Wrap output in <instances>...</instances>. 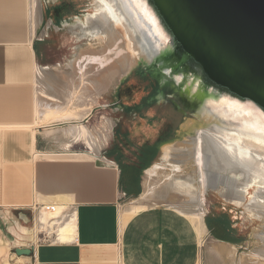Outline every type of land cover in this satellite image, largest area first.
<instances>
[{"label":"bare ground","instance_id":"6f19581e","mask_svg":"<svg viewBox=\"0 0 264 264\" xmlns=\"http://www.w3.org/2000/svg\"><path fill=\"white\" fill-rule=\"evenodd\" d=\"M48 2L57 4L62 0ZM91 5L83 20L75 18L72 23L62 22V26L72 39L80 42L91 38L97 42V48L90 44L78 47L65 69L33 65L37 116L43 115L50 122L74 120L66 126L44 130L41 137L58 148L61 146L72 158L101 157L115 122L102 117V125L91 128L84 121L111 87H118L134 70L143 68L158 85L149 104L178 101L190 116L183 119L176 137L160 146L158 162L143 171L140 194L119 205L120 232L137 209L159 208L164 204L190 220L200 244L206 239L215 260L227 264H264L263 117L222 97L208 95L201 99L196 86L189 88L180 77H171L158 59L165 51L160 46L161 40H155L145 21L152 23L153 32L161 39L160 34L150 18L140 17L135 3L92 0ZM42 6V0H28V47L37 34L43 38L47 33L41 29ZM51 23L48 20L46 27ZM53 27L56 31L60 28ZM76 146L83 151H72ZM208 192L220 193L231 206L242 208L261 223L253 232L258 241L255 249L236 256L234 246L209 236L205 225ZM45 206L49 210L41 209L35 217V233L46 234L56 244L72 243L75 240L72 209L57 198ZM1 262L7 264L6 255Z\"/></svg>","mask_w":264,"mask_h":264},{"label":"crops","instance_id":"0c3cea01","mask_svg":"<svg viewBox=\"0 0 264 264\" xmlns=\"http://www.w3.org/2000/svg\"><path fill=\"white\" fill-rule=\"evenodd\" d=\"M47 4L43 2L42 23L49 20L53 26H62L66 21L61 18L60 3ZM27 6L28 0H0V133L6 137L0 140V245L24 248L35 243V260L23 257L26 264H198L203 243L214 259L206 239L200 244L190 220L170 208L141 209L120 232V202L133 196L127 194L131 189L128 178L120 182L117 162L102 155L94 160L76 159L63 149H47L41 134L49 126L37 124L32 69L34 63L47 66L37 60L49 43L34 37L28 47ZM25 138L38 151L35 159L43 157L33 164L28 149L20 151L13 145ZM53 198L67 203L75 214L72 243L56 244L46 234L35 233L36 216L28 207L36 200L50 204ZM223 214L207 216L213 225L214 218ZM224 216L235 244L215 239L206 226L208 234L234 246L238 256L251 238L237 236L236 226ZM5 255L0 246V264Z\"/></svg>","mask_w":264,"mask_h":264},{"label":"water","instance_id":"95a60500","mask_svg":"<svg viewBox=\"0 0 264 264\" xmlns=\"http://www.w3.org/2000/svg\"><path fill=\"white\" fill-rule=\"evenodd\" d=\"M130 1L155 24L161 39L145 21L161 40L158 59L171 77L196 86L201 99L222 97L264 119V0ZM14 253L32 255L27 248Z\"/></svg>","mask_w":264,"mask_h":264},{"label":"rangeland","instance_id":"374dc122","mask_svg":"<svg viewBox=\"0 0 264 264\" xmlns=\"http://www.w3.org/2000/svg\"><path fill=\"white\" fill-rule=\"evenodd\" d=\"M42 1L44 2V5L46 4V6H48V0ZM91 2L92 0H62V2H59L62 20H65L69 23H72L75 18L83 20L86 13L90 12L91 10ZM58 4L55 5L57 6ZM47 23L48 20L45 21L41 27L42 30L45 29L47 32L45 37L40 38L39 34L36 36V38L45 39L49 43L48 47H46L44 50L42 57L38 58L37 60L39 65L44 64L50 67L65 69L68 61L76 54L78 47L86 48L90 44L94 48H97V42L95 43V41H93L91 38H87L88 40L85 39L86 41L82 40L80 42L72 39L70 34L67 32L68 30L63 26H60L59 30L56 31L53 25H50L47 31ZM29 35L30 28L28 36ZM131 74L132 75H130L118 87H111L109 91L99 100V104L93 107L91 114L84 121L91 128H99L103 123V118H109L115 122V127L118 126L117 134H115L114 127L109 134L108 142L105 148H103L101 151V155L104 156L106 152L115 153V149L117 148L119 155L116 157H118V160L120 161L119 164L117 162L118 166H120V164L126 165L137 163L140 147L144 143L152 144L158 137H160V140L163 142L172 141L176 137V132L183 119L187 116H190V113L187 110H184L178 101L175 102L173 100H168L166 102H161V104L160 102H153V104H149L150 97L153 96L158 89L157 83H154V81L141 67L134 70ZM127 106H133L136 108L126 111L125 107ZM72 107L74 108V106ZM36 117H38L37 124L39 126H49L44 128L45 130L57 127H53L52 125L55 124V122L47 121L43 115L39 114L37 116L36 114ZM56 123H60L57 124L59 126H66L70 123H74V120ZM124 134L126 135L124 136ZM2 136L3 134L0 133L1 141L6 139V137L3 138ZM45 143L47 144L46 141ZM13 145H15L20 151L21 147H23V150L28 149L32 158V164L33 161L43 158L37 157L35 159V154H37L38 151L36 150L35 146L33 147L30 142H27L26 138L25 140L19 139L18 142H13ZM41 146L42 144H40V147ZM47 149L50 151H61V146L58 148V145L48 143ZM72 151H83V149L81 146H76ZM13 152H17V150L13 148ZM160 155L161 151L159 147L157 157L153 164L158 162ZM250 192H252L251 189ZM221 197L222 195L218 192L207 193L206 208L208 214H227L231 222H233L236 226L235 228L237 236H244L246 234L250 236L249 238H251L248 245L243 246L242 249H239L238 253H249L251 250L257 247L258 241L254 238L253 232L254 228H257L259 225H261V223L259 224V222L254 220L253 217L248 216L242 208H235L231 206L227 201H225L224 198ZM248 197L249 196L247 195V198ZM131 198L125 196V198L122 199L120 203L124 204ZM159 207L168 208V206L164 204L159 205ZM144 208L141 207L135 212ZM0 246L8 254V244L3 243ZM198 264H227V262L221 261L219 259L215 260V258L213 259L208 256L205 251V244L203 243L201 245L200 261Z\"/></svg>","mask_w":264,"mask_h":264},{"label":"trees","instance_id":"16d2710c","mask_svg":"<svg viewBox=\"0 0 264 264\" xmlns=\"http://www.w3.org/2000/svg\"><path fill=\"white\" fill-rule=\"evenodd\" d=\"M135 108L136 107L133 106L125 107L126 111L133 110ZM117 127L118 126L115 127V134H117V130H118ZM125 135L126 134H124V136ZM164 143L166 142L161 141L160 137H158L156 141H154L152 144L144 143L140 147V151L137 157V163L129 164L127 166L120 164L119 166L121 170L120 182L123 183L124 178L125 177L128 178L127 182L131 186L130 187L131 189L127 192L129 196L137 197L140 194L139 182H140L141 173L153 164V162L157 157L158 148ZM118 155H119V151L116 148L115 153L106 152L104 156L102 155V157H106L107 159L113 160L114 162H118L119 164L120 161L118 160V157H116ZM205 224L207 228L211 231V235L215 239L223 242L235 244L233 237H231L234 233L233 229L231 228V225L228 219L226 218V216H224V214L222 216H216L214 218L213 225L209 222L208 216L205 217ZM217 231H219V233H217ZM226 234L229 235V237L226 236Z\"/></svg>","mask_w":264,"mask_h":264},{"label":"built area","instance_id":"2783aa9c","mask_svg":"<svg viewBox=\"0 0 264 264\" xmlns=\"http://www.w3.org/2000/svg\"><path fill=\"white\" fill-rule=\"evenodd\" d=\"M48 29H49V27L47 28V30ZM124 196H125V194H124ZM45 205L46 204H43L42 202H39L38 200H36L28 208H29L30 212L32 213V215L36 216L37 213H39V211L41 209H44L45 211L49 210V207H47ZM16 248H18V247L9 246V250H8V254H7V264H26L24 261H21V259L23 257H18L14 253V249H16ZM24 248L30 249L32 251V255L27 257V258H33V260H35V258H34L35 243H32V244L30 243L28 246H26Z\"/></svg>","mask_w":264,"mask_h":264}]
</instances>
